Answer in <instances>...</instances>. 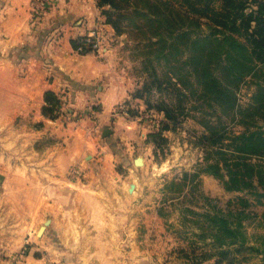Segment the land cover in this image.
I'll return each instance as SVG.
<instances>
[{"label":"rangeland","instance_id":"obj_1","mask_svg":"<svg viewBox=\"0 0 264 264\" xmlns=\"http://www.w3.org/2000/svg\"><path fill=\"white\" fill-rule=\"evenodd\" d=\"M131 31L125 29L117 34L114 29H107L106 39L118 77L127 92L122 102L128 114L148 125L144 137L139 135L140 144L129 153L130 165L124 167V162L117 158L115 166H111L114 170L104 175V178H110L118 173L120 180L136 186L134 192L119 199L113 192H108L116 205L111 214L135 220L113 223L114 236H118L112 239L114 247L120 243L124 249L129 248V253L114 250L110 256H79L72 249L59 247L60 239L50 237L54 235L50 233L53 223L41 235L37 234L47 217L63 214V208H68L65 201L71 200L72 194L59 192L57 183L50 179L57 173L45 167L48 160L43 153L56 139L39 133L42 124L32 121L31 113L25 116L17 111L16 120L8 125L13 112L9 111L7 104H0V264H29L32 257H41L42 264H88L87 258L99 263L104 257L112 264H264V196L254 193H263L262 186L243 191L228 190L221 178L204 170L208 157L214 154L204 144L206 139L202 135L208 132L198 122L201 118L190 115L194 112L188 116L179 115L177 123L170 121L167 129H161L166 119L155 105L161 99H175L177 92L165 84L163 87L166 88L162 90L156 83L151 84L143 62L141 35L136 30ZM145 85L148 90H144ZM254 87L252 78H247L240 86L237 92L240 105H247ZM115 112H119L117 106ZM92 113L87 110L80 118L91 117ZM228 128L229 132L235 133L242 129L231 122H228ZM30 129H35L32 135ZM157 131L160 135L150 137V133ZM12 138L17 142L10 144ZM138 156L143 158L142 165L132 161ZM74 167L75 164L63 170V178L71 179L82 173ZM171 181L184 182L182 192L178 191L181 188L171 186ZM53 199H59L62 206L52 208L48 200L52 202ZM186 207L212 214L243 210L246 243L226 247L228 253L218 262L221 256L217 247L205 239L208 236H199L203 233V218L185 213ZM126 231L129 240L119 237V232ZM133 233L142 236L139 243ZM133 243H138L146 254L130 253Z\"/></svg>","mask_w":264,"mask_h":264},{"label":"crops","instance_id":"obj_2","mask_svg":"<svg viewBox=\"0 0 264 264\" xmlns=\"http://www.w3.org/2000/svg\"><path fill=\"white\" fill-rule=\"evenodd\" d=\"M31 8V0H0V104H7L13 112L8 125L16 120L17 111L25 116L31 113L32 121L42 124L39 133L56 139L43 153L48 160L45 167L57 173L50 176L57 190L70 192L72 199L65 201L68 208H63V214L52 216L50 233L54 235L50 237L60 239L59 247L72 249L79 256H110L114 250L127 254L129 248L124 249L120 243L114 247L112 239L118 236H114L113 223L135 220L111 214L116 205L108 192H113L116 199L127 197L132 182L120 180L118 173L110 178L104 175L114 170L111 166L117 158L124 167L130 165L129 153L140 144L139 135L144 137L148 124L128 113L115 112L127 92L111 49L103 55L73 51L71 40L86 33L95 20L104 18L97 0H52L35 25ZM107 28L113 30L109 24ZM47 90L60 100L55 118L42 113ZM60 109H66L70 116L60 115ZM87 110H92L91 117L80 118ZM104 128L112 130L106 137H102ZM30 130L32 135L35 129ZM15 141L12 138L9 143ZM74 164V170L82 173L63 178V170ZM48 204L52 208L62 206L59 199L48 200ZM119 233L121 239L129 240L127 231ZM133 235L139 243L142 236ZM138 243L131 244L130 253L146 254ZM91 258H87L88 264H112L107 257L99 263ZM42 263L41 257H32L29 262Z\"/></svg>","mask_w":264,"mask_h":264},{"label":"trees","instance_id":"obj_3","mask_svg":"<svg viewBox=\"0 0 264 264\" xmlns=\"http://www.w3.org/2000/svg\"><path fill=\"white\" fill-rule=\"evenodd\" d=\"M97 6L115 33H140L151 84L177 92L175 99L155 105L165 115L161 129L194 112L190 115L201 118L208 132L202 135L204 144L214 154L204 170L221 178L228 190L261 185L263 193H254L264 196V0H97ZM71 42L76 47V40ZM247 78L255 87L242 106L237 92ZM44 102L42 113L57 117V95L45 91ZM228 122L242 129L229 132ZM183 185L171 181L179 192ZM184 212L203 218L199 236L217 247L218 262L226 247L246 243L243 210L212 214L186 207Z\"/></svg>","mask_w":264,"mask_h":264},{"label":"built area","instance_id":"obj_4","mask_svg":"<svg viewBox=\"0 0 264 264\" xmlns=\"http://www.w3.org/2000/svg\"><path fill=\"white\" fill-rule=\"evenodd\" d=\"M31 13L33 18V25L37 24L43 18L44 14L52 5V0H31ZM107 23L104 18H98L94 25L84 34L76 36V47H73V51L78 54L95 53L97 55H103L108 49L106 31ZM120 112L128 113L125 104L120 102L117 105ZM60 115L69 117L70 114L66 109L59 110Z\"/></svg>","mask_w":264,"mask_h":264},{"label":"water","instance_id":"obj_5","mask_svg":"<svg viewBox=\"0 0 264 264\" xmlns=\"http://www.w3.org/2000/svg\"><path fill=\"white\" fill-rule=\"evenodd\" d=\"M112 132V130L110 128H104L102 131V137H106L107 135H109ZM134 163L136 165H142L143 164V158L141 156H138L134 159ZM135 184L131 183L129 186V192H132L134 190ZM51 222V217H47L45 219V221L43 222V224H41L37 230V234L41 235L45 229L47 228V226L50 224Z\"/></svg>","mask_w":264,"mask_h":264},{"label":"bare ground","instance_id":"obj_6","mask_svg":"<svg viewBox=\"0 0 264 264\" xmlns=\"http://www.w3.org/2000/svg\"><path fill=\"white\" fill-rule=\"evenodd\" d=\"M130 186V185H129Z\"/></svg>","mask_w":264,"mask_h":264}]
</instances>
